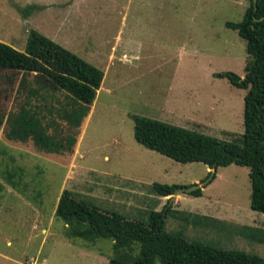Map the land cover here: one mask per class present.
Masks as SVG:
<instances>
[{
    "label": "rangeland",
    "instance_id": "1",
    "mask_svg": "<svg viewBox=\"0 0 264 264\" xmlns=\"http://www.w3.org/2000/svg\"><path fill=\"white\" fill-rule=\"evenodd\" d=\"M38 3L53 6L19 11ZM247 6L248 0H0L1 43L23 51L35 30L103 73L75 127L63 116L71 103L64 93L33 96V74L0 71V264L117 258L107 239L69 235L54 215L64 190L140 223L162 211L167 232L264 261L262 216L249 208L248 168L181 164L133 139L132 116L223 142L240 137L245 90L215 75H244L245 42L225 23L239 22ZM20 106L33 110L64 148L44 153L31 140L6 139L7 121ZM152 184L203 185L198 197L170 198L154 194Z\"/></svg>",
    "mask_w": 264,
    "mask_h": 264
},
{
    "label": "trees",
    "instance_id": "2",
    "mask_svg": "<svg viewBox=\"0 0 264 264\" xmlns=\"http://www.w3.org/2000/svg\"><path fill=\"white\" fill-rule=\"evenodd\" d=\"M36 9L39 7L29 5L19 11L27 13ZM225 27L245 42L248 58L242 77L228 72L215 75L245 90L240 137L234 142H223L132 116L133 139L144 148L181 164L201 163L212 170L229 165L248 168L249 208L261 214L264 229V0H255V9L252 0H248L242 19L237 23L227 22ZM0 71L33 74L36 87L30 91L33 96L40 92L49 97L64 93L71 103L63 116L75 127L86 116L103 78L99 69L35 30L28 31L23 51L0 42ZM5 137L22 143L31 140L44 153H57L64 148L44 132L36 113L26 106H20L8 119ZM176 188L151 185L152 192L159 197L171 196ZM189 195L198 197L200 190ZM54 215L68 227L73 238L88 242L109 240L117 254L109 264H264L254 254L215 249L167 232L162 211L150 212L146 222L140 223L114 212L101 211L64 190L58 197Z\"/></svg>",
    "mask_w": 264,
    "mask_h": 264
},
{
    "label": "water",
    "instance_id": "3",
    "mask_svg": "<svg viewBox=\"0 0 264 264\" xmlns=\"http://www.w3.org/2000/svg\"><path fill=\"white\" fill-rule=\"evenodd\" d=\"M252 6H253V9H255V0H252ZM211 171H212V169H211ZM202 185L203 184H198V185H194V186H191V187H188V188H176L173 191V193H172L170 198H173L176 195H180V194H190V193H192L195 190H199Z\"/></svg>",
    "mask_w": 264,
    "mask_h": 264
},
{
    "label": "crops",
    "instance_id": "4",
    "mask_svg": "<svg viewBox=\"0 0 264 264\" xmlns=\"http://www.w3.org/2000/svg\"><path fill=\"white\" fill-rule=\"evenodd\" d=\"M35 5L38 6V7H43V6L46 5V4H44V5L42 4V5H41L40 3H38V4H35ZM50 5L53 6V4H50V3H48L46 6L49 7ZM206 168H207V167H206ZM207 169H208V168H207ZM208 170H209V169H208ZM6 244H8V243H6ZM0 256H2V255H0ZM1 258H2V257H1ZM3 258L5 259L6 257H3Z\"/></svg>",
    "mask_w": 264,
    "mask_h": 264
}]
</instances>
